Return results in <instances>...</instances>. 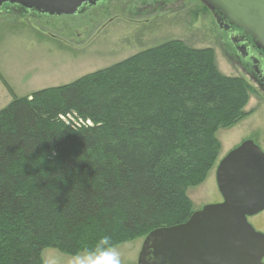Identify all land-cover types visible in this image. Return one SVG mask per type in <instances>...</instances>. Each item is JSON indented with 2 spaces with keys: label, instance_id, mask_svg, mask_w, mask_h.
I'll return each mask as SVG.
<instances>
[{
  "label": "trees",
  "instance_id": "16d2710c",
  "mask_svg": "<svg viewBox=\"0 0 264 264\" xmlns=\"http://www.w3.org/2000/svg\"><path fill=\"white\" fill-rule=\"evenodd\" d=\"M0 110V264H43L186 222L254 89L169 40ZM76 116V124L68 121ZM89 121V122H88Z\"/></svg>",
  "mask_w": 264,
  "mask_h": 264
},
{
  "label": "rangeland",
  "instance_id": "374dc122",
  "mask_svg": "<svg viewBox=\"0 0 264 264\" xmlns=\"http://www.w3.org/2000/svg\"><path fill=\"white\" fill-rule=\"evenodd\" d=\"M131 1L123 0L121 4ZM151 1L155 3H148ZM143 2L149 4L147 11L143 12L144 8H138L141 13L134 16L136 21L143 20L141 23L135 22L132 28L110 29L107 33L101 31V24L108 16L99 18L100 24H94L87 21L90 19L88 10L77 16L61 18L31 14L22 9L0 12V74L17 95L26 96L43 88L71 83L87 73L114 65L141 50L169 40H182L193 48L211 47L215 50L216 64L223 74L242 77L254 89L245 107V111L253 113L235 126L221 128L217 132L222 144L217 164L222 157L246 140L255 141L264 150V88L260 76L252 66L254 63L241 58L230 36L222 30L213 13L200 0ZM91 11L95 17H99L98 9ZM145 18L148 21L145 22ZM125 20L128 18L120 15L119 23ZM129 32L133 33L131 38H128ZM90 37L95 38L94 42L99 44L108 37L110 42L102 45L103 61L94 59L102 48L99 44L97 50L94 47L89 48L88 52L83 50L84 43H88ZM122 37H125L123 44L119 40ZM55 38H58V43L63 47L52 41ZM79 48L81 51H76ZM107 48H116L117 51L110 55ZM261 64L264 65V62ZM3 84L0 78V109L12 100L7 97L9 93ZM66 119L77 123L76 116ZM217 164L201 185L188 189L195 210L223 200L216 179ZM249 222L256 230L264 233V212L249 217ZM143 241L144 238H137L114 246L120 255L121 264H138ZM42 257L43 264H72L75 256L48 248L43 251Z\"/></svg>",
  "mask_w": 264,
  "mask_h": 264
},
{
  "label": "water",
  "instance_id": "95a60500",
  "mask_svg": "<svg viewBox=\"0 0 264 264\" xmlns=\"http://www.w3.org/2000/svg\"><path fill=\"white\" fill-rule=\"evenodd\" d=\"M99 0H0L51 15H71ZM218 25L233 27L264 56V0H200ZM246 50L241 47L239 51ZM243 55H245L243 53ZM223 200L196 209L184 223L151 231L138 264H264V233L249 217L264 212V150L246 140L217 164Z\"/></svg>",
  "mask_w": 264,
  "mask_h": 264
},
{
  "label": "flooded vegetation",
  "instance_id": "af4514ba",
  "mask_svg": "<svg viewBox=\"0 0 264 264\" xmlns=\"http://www.w3.org/2000/svg\"><path fill=\"white\" fill-rule=\"evenodd\" d=\"M121 1H123V0H99L98 2H96V4H92L90 2H87V3L82 4L79 7V9L77 10V12L74 14H71V15H67V14L51 15L48 13H40V12L36 11L35 9H28L27 7L19 5V4L5 2V3L0 5V12L4 13V12H9L11 10L22 9L25 12L31 13V14L47 15V16H53V17L61 18V17H66V16H77L80 13H82L83 11L88 10L89 11L88 16H90V19L87 21H90L94 24H100L99 18H103L104 15L108 16V19L104 23L101 24V28H102L101 31H104L105 33H107V31L110 29L132 28V27H134L133 25L135 24V22L141 23L143 20L139 19L138 21H136L134 18L135 14L137 15V13H141V12H138V8H140V9L144 8L143 12H146L147 8L149 7L148 3H150V4L155 3V1L144 3L143 0H132L131 2L123 5V4H121ZM92 9H98L100 11L99 17H95L93 15V12L91 11ZM118 12H122V13H118ZM111 14H113L114 16H110ZM120 15H122L125 18H128V20H125L124 22L119 23ZM144 20H145V22L148 21V19H146V18ZM58 27L62 28V26H58ZM89 28L93 29V27L92 28L89 27ZM222 30H224V29H222ZM224 31L230 36V40L232 43H233L232 38L236 40V37L238 36L239 37L238 40L242 39L241 32L239 30L233 28V27H230L229 29L224 30ZM88 32H91V30H89ZM132 35H133V33L129 32L128 38H131ZM91 38H93V37H90V39ZM90 39H89L88 43H84V47H83V50L86 49L87 52H88L89 48H91V47L96 48V50L98 49L97 46L99 43L94 42L95 38H93V40H91V41H90ZM119 40H121L120 42H121V44H123L125 42V37H122ZM52 41L58 43L59 40H58V38H55ZM103 42H104V44H103ZM103 42L102 41L100 42L99 46L102 48L99 50V52L96 53V56H95L96 58H94V59H99L97 61H103L104 60L103 59L104 58V51L101 52V50L104 48L103 46H105V44L110 42V41H108V37H107L103 40ZM57 45L61 46L59 43ZM233 45H234L236 51L241 55V58H243L246 62H253L254 63V65H252V66H253L255 72H257V74L260 76V81H261L262 86L264 88V65L261 64L262 61L264 62V56L259 54V52L253 47V45L251 43H249L248 40H246V39L241 41V42H238L237 44L233 43ZM61 47H63V46H61ZM66 47H68V46H66ZM66 47H65V49H66ZM241 47H243V48L245 47L246 50L239 51V49ZM94 48H93V50H94ZM76 51L79 52V51H81V49L80 48L76 49ZM106 51H109L110 55H114L116 53L117 49L113 48L112 50H109L107 48ZM141 51H143V50H141ZM141 51H139V52H141ZM243 53L245 55H243ZM129 57H131V56H129ZM91 59H92V57H91ZM90 62H92V61H90ZM102 69H105V68H102ZM102 69H99V70H102ZM87 74H89V73H87ZM87 74H85V75H87Z\"/></svg>",
  "mask_w": 264,
  "mask_h": 264
},
{
  "label": "clouds",
  "instance_id": "9594fccd",
  "mask_svg": "<svg viewBox=\"0 0 264 264\" xmlns=\"http://www.w3.org/2000/svg\"><path fill=\"white\" fill-rule=\"evenodd\" d=\"M72 264H121V258L112 245L110 237L105 236L94 251L83 256L78 254Z\"/></svg>",
  "mask_w": 264,
  "mask_h": 264
},
{
  "label": "crops",
  "instance_id": "0c3cea01",
  "mask_svg": "<svg viewBox=\"0 0 264 264\" xmlns=\"http://www.w3.org/2000/svg\"><path fill=\"white\" fill-rule=\"evenodd\" d=\"M3 85H4V84H3ZM5 88H6V90H8L7 87H5ZM11 88H12V87H11ZM12 89H13V88H12ZM13 91H14V89H13ZM8 93H9V94L7 95V97H9V99H12V100H13V95L10 93L9 90H8ZM14 93L16 94L15 91H14ZM16 95H17V94H16ZM28 95H30V93H29ZM17 96H19V95H17ZM23 96H25V95H23ZM12 100H11V101H12ZM11 101H10V102H11ZM8 104H9V103H8ZM8 104H7V105H8ZM4 107H5V106H4ZM4 107H3V108H4ZM3 108H2V109H3ZM0 110H1V109H0Z\"/></svg>",
  "mask_w": 264,
  "mask_h": 264
},
{
  "label": "built area",
  "instance_id": "2783aa9c",
  "mask_svg": "<svg viewBox=\"0 0 264 264\" xmlns=\"http://www.w3.org/2000/svg\"><path fill=\"white\" fill-rule=\"evenodd\" d=\"M89 122V121H88Z\"/></svg>",
  "mask_w": 264,
  "mask_h": 264
}]
</instances>
